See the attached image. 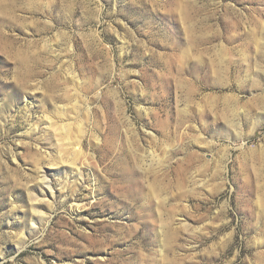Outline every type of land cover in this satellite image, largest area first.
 <instances>
[{
    "label": "rangeland",
    "instance_id": "rangeland-1",
    "mask_svg": "<svg viewBox=\"0 0 264 264\" xmlns=\"http://www.w3.org/2000/svg\"><path fill=\"white\" fill-rule=\"evenodd\" d=\"M0 264H264V0H0Z\"/></svg>",
    "mask_w": 264,
    "mask_h": 264
},
{
    "label": "bare ground",
    "instance_id": "bare-ground-1",
    "mask_svg": "<svg viewBox=\"0 0 264 264\" xmlns=\"http://www.w3.org/2000/svg\"><path fill=\"white\" fill-rule=\"evenodd\" d=\"M259 43V42H258ZM212 69V68H211ZM211 72H213V71H211ZM215 73V72H214ZM212 75V74H211ZM59 115V114H58ZM57 115V116H58ZM47 122L49 123L48 125L49 126H51V121H49V120H47ZM48 126V127H49ZM66 129L65 128V126L63 125V126H61V129ZM55 131V130H54ZM58 132V131H57ZM56 132V133H57ZM56 133L54 132V134L56 135ZM56 137H57V135H56ZM67 138V137H66ZM57 139V138H56ZM60 140V139H59ZM77 150H79V147L77 148ZM78 153V152H77ZM122 159V158H121ZM123 162L124 161H120L119 160V162L117 161V163H116V167H117V169H116V179H115V182L118 184L119 183V185H117V187L118 188H121L122 190H124V195L126 196V197H130V196H137L138 194H139V191H140V189H138V180H140V179H138V178H136V174H134L129 168H127L126 167V165L125 164H123ZM72 168V167H71ZM74 170H76V173L78 174V177H79V179H80V181H81V179H83V171H81L79 168H75L74 167ZM77 176V175H76ZM78 178H76V180H77ZM40 181H41V184H46V189L45 188H40L39 190H40V193L42 194V195H48V196H53V194H54V188L55 187H53L52 186V184L49 182V180H48V178H46L45 176H43L41 179H40ZM140 182V181H139ZM78 183V182H77ZM66 184H67V181H65L64 182V184H61L60 186H58V190H60V189H65L66 188ZM121 184H123V187L121 186ZM136 185V186H135ZM138 185V186H137ZM116 187V188H117ZM139 188H141V187H139ZM118 190H120V189H118ZM142 191V190H141ZM140 191V192H141ZM123 192V191H122ZM116 193H118V192H116ZM119 194V193H118ZM33 196V195H32ZM37 196V195H36ZM36 196H34V199L36 200L37 198H36ZM128 199V198H127ZM126 200V199H125ZM159 202V201H158ZM38 211V210H37ZM36 210H35V213L37 212ZM40 213V212H39ZM40 219H41V217H40Z\"/></svg>",
    "mask_w": 264,
    "mask_h": 264
}]
</instances>
